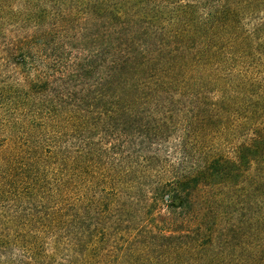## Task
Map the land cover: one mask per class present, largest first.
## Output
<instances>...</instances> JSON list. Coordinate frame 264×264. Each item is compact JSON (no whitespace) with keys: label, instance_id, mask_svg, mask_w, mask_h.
<instances>
[{"label":"trees","instance_id":"1","mask_svg":"<svg viewBox=\"0 0 264 264\" xmlns=\"http://www.w3.org/2000/svg\"><path fill=\"white\" fill-rule=\"evenodd\" d=\"M248 214L264 0H0V264H264Z\"/></svg>","mask_w":264,"mask_h":264},{"label":"rangeland","instance_id":"2","mask_svg":"<svg viewBox=\"0 0 264 264\" xmlns=\"http://www.w3.org/2000/svg\"><path fill=\"white\" fill-rule=\"evenodd\" d=\"M221 193V191H220ZM218 197H219V201H220V209L221 211L223 210V208L225 207V202H224V199H223V196L222 194H218ZM224 202V203H222ZM251 216V214H248L247 216V222L246 224L244 225L242 231H241V236H242V243L241 245H237L233 248H238V251L240 250L239 248H244V252L246 253L247 252H257V251H260V252H264V234H263V231L261 232L260 234V239H258V242L260 243L261 245V248H256L253 244L257 242V240L254 239L253 237V234H252V231L250 230V224H251V219H249ZM227 224V223H226ZM226 224H222V227L224 228H227V225ZM243 233V234H242ZM229 232L226 230H222L220 232V236L217 238V241L216 243L218 244L217 248H224L223 244H224V240L227 239V236ZM248 254V253H247ZM246 255V254H245ZM63 254L61 253H58V254H55L54 256V262L55 264H65L67 263Z\"/></svg>","mask_w":264,"mask_h":264}]
</instances>
